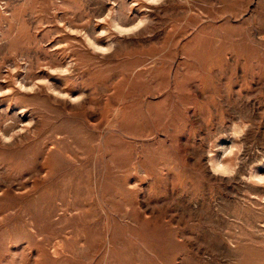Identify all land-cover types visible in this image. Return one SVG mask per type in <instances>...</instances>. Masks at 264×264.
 Segmentation results:
<instances>
[{
    "label": "rangeland",
    "instance_id": "374dc122",
    "mask_svg": "<svg viewBox=\"0 0 264 264\" xmlns=\"http://www.w3.org/2000/svg\"><path fill=\"white\" fill-rule=\"evenodd\" d=\"M0 264H264V0H0Z\"/></svg>",
    "mask_w": 264,
    "mask_h": 264
}]
</instances>
